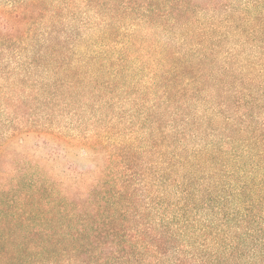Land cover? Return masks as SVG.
I'll use <instances>...</instances> for the list:
<instances>
[{
	"label": "trees",
	"instance_id": "1",
	"mask_svg": "<svg viewBox=\"0 0 264 264\" xmlns=\"http://www.w3.org/2000/svg\"><path fill=\"white\" fill-rule=\"evenodd\" d=\"M0 264H264V0H0Z\"/></svg>",
	"mask_w": 264,
	"mask_h": 264
}]
</instances>
